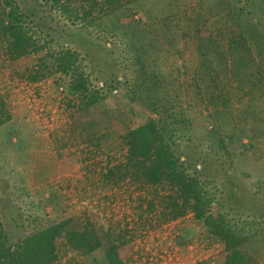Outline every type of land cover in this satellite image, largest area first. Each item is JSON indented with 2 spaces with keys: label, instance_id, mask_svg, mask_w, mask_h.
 Returning <instances> with one entry per match:
<instances>
[{
  "label": "rangeland",
  "instance_id": "obj_1",
  "mask_svg": "<svg viewBox=\"0 0 264 264\" xmlns=\"http://www.w3.org/2000/svg\"><path fill=\"white\" fill-rule=\"evenodd\" d=\"M68 8L39 15L43 52L13 60L0 44V220L11 243L62 226L53 264H106L102 247L67 243L68 232L84 230L123 237L120 264L223 261L225 245L193 213L168 222L159 203L147 210L152 189L102 175L124 163L126 132L165 119L177 128L176 154L202 174L212 216L236 218L255 236L245 247L250 264H264V63L255 49L264 48V0H71ZM240 41L250 69L233 52ZM64 50L78 55L76 76L47 59ZM75 81L89 91L73 93Z\"/></svg>",
  "mask_w": 264,
  "mask_h": 264
},
{
  "label": "trees",
  "instance_id": "obj_2",
  "mask_svg": "<svg viewBox=\"0 0 264 264\" xmlns=\"http://www.w3.org/2000/svg\"><path fill=\"white\" fill-rule=\"evenodd\" d=\"M70 2L71 0H0V44L5 46L8 56L18 60L43 52L49 41L45 36L44 20L39 15L44 7L67 13ZM246 33L249 38L259 36L258 32L251 29H246ZM245 37L242 35L244 41ZM244 43L237 42L233 52L237 53V62L243 68L250 69L251 62L244 58L251 50H247ZM231 45L233 46L232 41ZM255 49L259 51L258 63L262 65L264 48L257 46ZM47 59L60 71L67 74L73 72L76 76V52L64 50L50 55ZM76 81L71 90H74L73 93L89 91L86 83ZM97 99L94 96L88 106ZM176 129L165 119L152 120L130 129L122 136L124 163L107 168L105 174H102L104 179L113 185L129 179L131 184L139 185V189H152L147 210L156 211V203H159L161 214L168 222L193 213L198 221L207 226L211 236L225 245L228 252L226 258L215 264H250L252 259L246 253L245 247L246 244L255 243V236L251 238L246 231L238 228L236 218L228 222L224 215L217 218L212 216L210 211L213 197H210L202 184V174L197 170H194V174L189 173L192 165L184 163L173 148ZM161 189H164V194H161ZM62 232V226H52L11 243V237L0 220V264L55 263L58 260L57 244ZM65 239L76 251L93 253L102 247L106 264H120L119 251L127 243L120 242L123 237L114 235H108L106 241H103L95 232L88 230L68 232Z\"/></svg>",
  "mask_w": 264,
  "mask_h": 264
}]
</instances>
